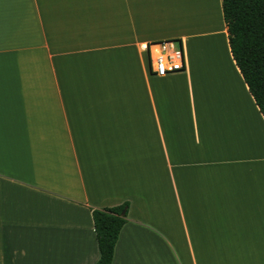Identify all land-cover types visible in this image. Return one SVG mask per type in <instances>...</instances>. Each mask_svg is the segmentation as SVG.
<instances>
[{
    "label": "crops",
    "instance_id": "obj_1",
    "mask_svg": "<svg viewBox=\"0 0 264 264\" xmlns=\"http://www.w3.org/2000/svg\"><path fill=\"white\" fill-rule=\"evenodd\" d=\"M258 138L221 0H0V264H95L90 209L124 202L110 264H264Z\"/></svg>",
    "mask_w": 264,
    "mask_h": 264
},
{
    "label": "trees",
    "instance_id": "obj_2",
    "mask_svg": "<svg viewBox=\"0 0 264 264\" xmlns=\"http://www.w3.org/2000/svg\"><path fill=\"white\" fill-rule=\"evenodd\" d=\"M221 14L231 59L264 121V0H221ZM127 208L124 202L90 209L98 250L95 264H110Z\"/></svg>",
    "mask_w": 264,
    "mask_h": 264
},
{
    "label": "built area",
    "instance_id": "obj_3",
    "mask_svg": "<svg viewBox=\"0 0 264 264\" xmlns=\"http://www.w3.org/2000/svg\"><path fill=\"white\" fill-rule=\"evenodd\" d=\"M147 70L153 77H163L184 70V57L179 42L170 40L146 47Z\"/></svg>",
    "mask_w": 264,
    "mask_h": 264
},
{
    "label": "bare ground",
    "instance_id": "obj_4",
    "mask_svg": "<svg viewBox=\"0 0 264 264\" xmlns=\"http://www.w3.org/2000/svg\"><path fill=\"white\" fill-rule=\"evenodd\" d=\"M211 1V0H210ZM209 2V1H208ZM210 50H212V53H210L211 51H209V53H208V55H209V58H213V56H216L217 58H218V61H219V63H218V65H220V71H219V77L220 76H222L223 77V80L225 81V84H226V88H227V91H229V95L230 96H233L234 95V97H237L238 99H239V102H240V105H243L244 103V101H243V97H242V95L239 93V91H237L238 90V87H237V85H236V82L234 81V79L232 78V75H231V73H230V71H229V69H228V67H227V65H226V63H225V60H224V58H223V56H222V53H221V49H220V47H219V45H217L216 43H215V41H213V43H212V48L210 47ZM213 54H215V55H213ZM208 62H210L209 60H208ZM217 63V62H216ZM213 79L214 78H212V76H209L208 77V81L210 82V84H211V89L213 88ZM214 87H216V85L214 86ZM210 88H208V91H209V94H210V91H212ZM233 97V98H234ZM234 102H235V100H234ZM240 109H241V107H240ZM245 112H246V110H245ZM243 114H245V113H243ZM247 115V118H248V114H246ZM250 117V116H249ZM251 120H252V118H251ZM250 120V121H251ZM252 123V122H251ZM254 125H255V122L253 123ZM257 124V123H256ZM250 125V124H249ZM253 128H254V126L251 128L252 130H253ZM255 130H256V132H257V134L259 133V131H260V129H259V127L257 126V125H255ZM253 132V131H252ZM254 133V132H253ZM253 135V134H252ZM256 136V135H255ZM255 136H253V137H255ZM258 136V135H257ZM261 137H263L262 136V134H261ZM254 139V138H253ZM255 140H257L256 138L254 139V141ZM257 142V141H256ZM257 144H259L260 146H264V138L262 139V140H260L259 138H258V142H257Z\"/></svg>",
    "mask_w": 264,
    "mask_h": 264
},
{
    "label": "rangeland",
    "instance_id": "obj_5",
    "mask_svg": "<svg viewBox=\"0 0 264 264\" xmlns=\"http://www.w3.org/2000/svg\"><path fill=\"white\" fill-rule=\"evenodd\" d=\"M212 43H213V41H212V42H211V41H206V42L204 43V45H203V51L205 52V55H206V54L208 55L209 51H211L210 53H212V50H210V47L212 48ZM213 55H215V54H213ZM206 57H207V56H206ZM213 57H215L216 62L219 63L218 58H217L216 56H213ZM220 78L223 80V77H222V76H220ZM249 113H250V112H249ZM247 137H248V136H247Z\"/></svg>",
    "mask_w": 264,
    "mask_h": 264
}]
</instances>
